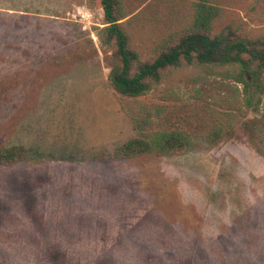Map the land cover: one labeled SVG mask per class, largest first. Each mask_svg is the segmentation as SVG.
<instances>
[{"label": "rangeland", "instance_id": "1", "mask_svg": "<svg viewBox=\"0 0 264 264\" xmlns=\"http://www.w3.org/2000/svg\"><path fill=\"white\" fill-rule=\"evenodd\" d=\"M98 1L0 0V148L29 152L0 166V264H264V92L210 65L116 94ZM134 38L144 55L158 40ZM220 120L215 147L113 157L142 132Z\"/></svg>", "mask_w": 264, "mask_h": 264}, {"label": "trees", "instance_id": "2", "mask_svg": "<svg viewBox=\"0 0 264 264\" xmlns=\"http://www.w3.org/2000/svg\"><path fill=\"white\" fill-rule=\"evenodd\" d=\"M98 4L103 15L95 32L111 52L107 80L116 94L141 97L179 68L210 65L231 67L234 72L228 75L235 82L264 92V12L253 0H99ZM149 30L158 40L144 55L134 36ZM230 129L220 120L206 136L182 130L142 132L118 147L113 157L180 156L200 150L204 142L219 145L231 136ZM28 158L23 146L0 148V166H15ZM21 257L27 263L31 260L26 252ZM4 259L0 253V261Z\"/></svg>", "mask_w": 264, "mask_h": 264}, {"label": "built area", "instance_id": "3", "mask_svg": "<svg viewBox=\"0 0 264 264\" xmlns=\"http://www.w3.org/2000/svg\"><path fill=\"white\" fill-rule=\"evenodd\" d=\"M82 16V15H81ZM85 18V16H82V19H84Z\"/></svg>", "mask_w": 264, "mask_h": 264}]
</instances>
